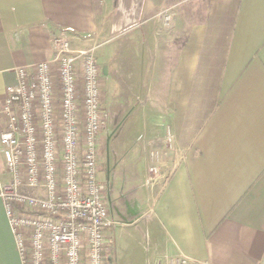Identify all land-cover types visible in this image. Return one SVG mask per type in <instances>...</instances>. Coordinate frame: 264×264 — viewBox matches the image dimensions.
<instances>
[{
	"label": "crops",
	"instance_id": "crops-1",
	"mask_svg": "<svg viewBox=\"0 0 264 264\" xmlns=\"http://www.w3.org/2000/svg\"><path fill=\"white\" fill-rule=\"evenodd\" d=\"M171 7L179 31L166 0H0V107L16 68L54 56V35L77 49L115 41L102 99L139 104L143 130L98 169L116 221L108 264H132L134 248L144 264H264V0H208L192 22ZM0 264H24L1 197Z\"/></svg>",
	"mask_w": 264,
	"mask_h": 264
},
{
	"label": "built area",
	"instance_id": "built-area-1",
	"mask_svg": "<svg viewBox=\"0 0 264 264\" xmlns=\"http://www.w3.org/2000/svg\"><path fill=\"white\" fill-rule=\"evenodd\" d=\"M172 20L166 11L165 26ZM52 47L51 59L15 69L17 83L0 107L9 174L0 197L24 264H108L116 221L98 179V137L109 117L102 70L95 48H74L64 33L54 35ZM172 142L168 127L170 148ZM150 160L155 175L160 152L151 151Z\"/></svg>",
	"mask_w": 264,
	"mask_h": 264
},
{
	"label": "rangeland",
	"instance_id": "rangeland-1",
	"mask_svg": "<svg viewBox=\"0 0 264 264\" xmlns=\"http://www.w3.org/2000/svg\"><path fill=\"white\" fill-rule=\"evenodd\" d=\"M194 2L198 5H206L205 0H194ZM171 10L172 9H168L167 12H170L172 15L175 30L179 31L180 25L176 21V15ZM99 43L100 45L95 50V57L102 70V64L105 62L107 52L114 48L116 42H104V39H101ZM103 106L106 109L109 117L98 137L97 164L98 169H100L101 172L102 170H106V164L108 162H110L111 160L116 161L121 156L120 154L122 153L119 152L118 147H120V149H122L125 145V147H129L139 138V135L143 130V123H141L137 116L139 113V104L134 103L129 105H122L109 99V102L107 101V104L105 103V101L103 102ZM132 111H134V115H132V117L126 121L128 114H130V112ZM120 112L122 113L120 114ZM143 168L144 167H142V169ZM101 175V173L98 174L99 180L101 178ZM134 252L135 260L132 264H144L145 252H143L142 248H134Z\"/></svg>",
	"mask_w": 264,
	"mask_h": 264
},
{
	"label": "trees",
	"instance_id": "trees-1",
	"mask_svg": "<svg viewBox=\"0 0 264 264\" xmlns=\"http://www.w3.org/2000/svg\"><path fill=\"white\" fill-rule=\"evenodd\" d=\"M206 5H200L199 9H196L195 12H193V8L195 5L194 0H166V7L165 10L172 9L171 6H180L183 11L182 15L189 19L190 22L193 21V19H199L202 20L204 18V9L208 5V0H205Z\"/></svg>",
	"mask_w": 264,
	"mask_h": 264
}]
</instances>
